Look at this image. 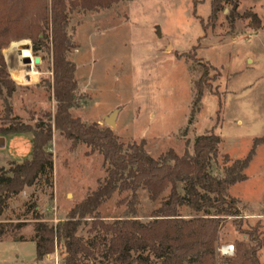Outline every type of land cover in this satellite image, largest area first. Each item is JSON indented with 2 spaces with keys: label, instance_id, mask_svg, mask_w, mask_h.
Masks as SVG:
<instances>
[{
  "label": "rangeland",
  "instance_id": "1",
  "mask_svg": "<svg viewBox=\"0 0 264 264\" xmlns=\"http://www.w3.org/2000/svg\"><path fill=\"white\" fill-rule=\"evenodd\" d=\"M210 2L133 0L97 12L69 11L66 32L74 48L66 57L75 65L77 84L71 117L110 129L125 152L132 144H143L154 160L168 151L179 157L192 154L194 140L212 130L220 144L209 172L222 178L226 168L247 158L253 149L243 171L246 180L227 190V197L237 201L240 216L221 229L216 244L220 255L219 250L234 247L235 242L252 245L237 227L248 231L260 223L264 238V0L240 1L239 17L233 23L228 18L230 6L225 5L215 25L205 30L200 21L206 24ZM249 13L259 19L258 28ZM25 45L29 63L17 51ZM46 46L49 43L44 41L40 51L33 53L32 41L25 39L11 42L2 51L12 86L2 88L0 95V139L7 143L0 149V168L5 171L30 158L33 137L23 134L24 152L23 141L13 139L17 134L4 135L6 129L23 125L37 131L39 125L48 124L53 128L52 59ZM28 68L33 76L26 75ZM204 72L206 77L200 81ZM198 89L202 96L195 105ZM115 111V126L109 128L104 119ZM48 151L53 165L50 177L11 193L0 216V223L24 225L10 229L0 240V264H62V245L42 261L35 260L31 242L35 211L56 227L107 176L108 165L98 151L73 143L54 128ZM177 189L183 194L182 184ZM137 193L134 212L128 207L130 192L115 191L96 213L105 223L125 219L147 223L169 189L156 201L143 188ZM178 213L186 220L202 217L187 207ZM81 222L77 236L90 240L92 218ZM257 254L264 264V249ZM80 264L102 262L83 257Z\"/></svg>",
  "mask_w": 264,
  "mask_h": 264
},
{
  "label": "trees",
  "instance_id": "2",
  "mask_svg": "<svg viewBox=\"0 0 264 264\" xmlns=\"http://www.w3.org/2000/svg\"><path fill=\"white\" fill-rule=\"evenodd\" d=\"M133 0H0V95L2 88L10 90L6 65L2 51L13 41L29 39L32 52L37 53L44 41L49 43L52 61V88L55 102L53 128L73 143L82 142L91 152L98 151L108 165L107 176L98 188L83 202L74 207L66 219L53 227L43 221L35 211L34 235L35 260L40 262L53 254L62 245V264H80L82 258L100 259L102 264H263L258 251L264 249V238L257 223L248 231L237 227L247 237L251 246L244 242L234 243L232 257L216 252L219 233L228 220L237 222V201L227 197L229 187L246 180L243 171L247 168L250 155L237 160L224 170L222 178L211 175L212 158L216 155L220 138L212 130L198 136L192 146V154L182 156L168 151L159 160L152 159L144 151V145L132 144L127 152L118 138L108 128L98 124L87 125L72 118L77 84L74 79L75 65L66 54L74 48L67 35L68 12H97L107 10L121 2ZM242 0H211L210 15L206 30L215 25L217 15L230 6L228 18L231 23L239 17L237 8ZM195 3V1H194ZM249 18L255 28L259 19L253 13ZM207 71V70H206ZM206 77L204 72L200 81ZM202 96L197 90L194 104ZM52 125H39L37 131L23 125L9 127L3 134H32L30 158L9 171L0 168V216L4 213L11 193L32 187L40 177H50L52 155L48 146L52 141ZM183 185L180 194L177 185ZM145 189L151 201H156L167 189L169 193L160 207L153 213L152 220L141 223L136 219L103 222L96 213L98 206L115 191L130 192L128 207L134 212L138 205V190ZM187 207L202 217L183 219L178 211ZM92 218L88 230L93 236L84 240L77 236L81 221ZM23 223L15 226L0 223V240L9 230H19Z\"/></svg>",
  "mask_w": 264,
  "mask_h": 264
},
{
  "label": "water",
  "instance_id": "3",
  "mask_svg": "<svg viewBox=\"0 0 264 264\" xmlns=\"http://www.w3.org/2000/svg\"><path fill=\"white\" fill-rule=\"evenodd\" d=\"M24 48L26 50H29V46L28 45H25ZM25 60L28 63L30 62V59L29 58H26ZM34 63L35 64H38L39 63V59H35L34 60ZM116 114H117V111L113 112L111 115H109L108 117H106L104 119V123L107 125V127L113 128L115 126V117H116ZM3 146H4V141H3V139H0V148H3Z\"/></svg>",
  "mask_w": 264,
  "mask_h": 264
},
{
  "label": "bare ground",
  "instance_id": "4",
  "mask_svg": "<svg viewBox=\"0 0 264 264\" xmlns=\"http://www.w3.org/2000/svg\"><path fill=\"white\" fill-rule=\"evenodd\" d=\"M19 47V46H18ZM17 47L14 48V51L17 50ZM18 54L20 56L21 59H25V58H31L30 52L26 49H19L17 50ZM26 75H34V73L31 72V70L28 68V71L26 72Z\"/></svg>",
  "mask_w": 264,
  "mask_h": 264
},
{
  "label": "built area",
  "instance_id": "5",
  "mask_svg": "<svg viewBox=\"0 0 264 264\" xmlns=\"http://www.w3.org/2000/svg\"><path fill=\"white\" fill-rule=\"evenodd\" d=\"M219 253L221 256L224 257H232L234 254V247L233 246L223 247L221 250H219Z\"/></svg>",
  "mask_w": 264,
  "mask_h": 264
},
{
  "label": "crops",
  "instance_id": "6",
  "mask_svg": "<svg viewBox=\"0 0 264 264\" xmlns=\"http://www.w3.org/2000/svg\"><path fill=\"white\" fill-rule=\"evenodd\" d=\"M17 138V139H16ZM13 139L16 141V140H21V141H23V143H24V152H25V148H27L26 147V144H25V140H26V135H23V134H17V136H13ZM3 141H4V146H3V148H0V149H5L6 148V145H7V143H6V139H3ZM29 142H31V139H30V141ZM29 142H28V145H29ZM12 160H14L13 158H12Z\"/></svg>",
  "mask_w": 264,
  "mask_h": 264
}]
</instances>
